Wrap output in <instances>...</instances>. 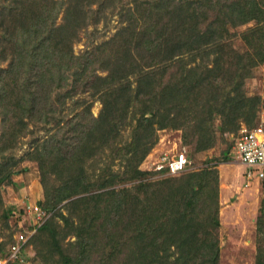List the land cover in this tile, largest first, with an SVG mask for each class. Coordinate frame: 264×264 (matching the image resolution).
<instances>
[{"label":"rangeland","instance_id":"1","mask_svg":"<svg viewBox=\"0 0 264 264\" xmlns=\"http://www.w3.org/2000/svg\"><path fill=\"white\" fill-rule=\"evenodd\" d=\"M3 1L0 0V4ZM104 3L107 7H102L90 15L96 23L88 25L85 30H78V37L72 43L75 54L86 50L93 53L96 49L94 63L92 62L85 69L82 63L75 72L73 70L65 72L67 79L64 81V88L55 89L49 93L50 100H53L55 96L64 98L63 103H58V100L52 107L51 121L44 124L28 122L25 131L20 132L17 139L13 138L5 144L4 141H0V253L5 250L11 240L12 217L9 212L22 210V205L29 201L42 202L44 182L48 187L59 182L56 173L52 171H57L56 168L50 167L51 171L47 173L40 171L39 161L31 159L33 150L39 148L43 139L55 131L58 126L56 122L62 124L68 118L73 120L78 118L83 121L90 116H100L104 110V102L107 100L109 110L107 109L106 117L114 114L117 116L118 133L106 145L103 142V148H98L96 154H91L83 161V166L91 174L92 179H97L100 183L102 181L103 185L93 184L81 193L54 205L52 217L46 224L48 226L40 229L36 236L28 240L26 249L23 250L22 262L15 264H62L64 256L70 257V264H145L143 257L146 261L150 259L148 255L150 251L146 256L139 255V249L143 243L136 247L133 242L134 237L128 231L131 218L126 207L124 206L122 211L119 210V214L112 217L110 224L107 220L117 211V207L113 208L109 214L112 189L129 188L139 181L154 182L174 178L189 171L200 170L206 165H213L216 168L218 178L219 226L216 232H212L219 241L218 264H255L258 251V227L263 231L261 236L264 241V213H262L264 179L254 178L250 183H246L245 173L249 167L237 158L234 142L241 125H256L264 120V56H262L264 30L260 28L262 25L255 20H249L236 26H229L230 47L241 58L228 55L219 62L215 58L217 53H210L206 61H203L201 56H197L187 61L183 73L177 72V62L173 66H168L172 65V60H168L167 67L159 65L158 74L154 77L155 71H153V77L155 86L160 89L173 82L175 78L183 81L188 76L208 84L201 87V91L195 93L196 97H191L190 101L184 100L185 91L181 84L178 88L174 86L175 89L171 91V95L174 99L183 102L180 111L171 103L173 112L170 117L164 121H158V115L156 117L153 115L155 110H163L162 103L167 98H162L157 90H153L154 85L149 89V84L143 83L147 79L146 76L150 74L142 70H149L150 67H144V65L141 67V64L151 60L145 62L141 60V55L144 56L145 53L142 54L143 50L138 47L139 41H134L128 46L131 49L128 56L122 49L119 53L121 58L115 55L109 56L107 51L98 48L100 44L108 40L117 41L114 39L129 35L131 27L127 31L125 29L133 23L130 14L133 7L137 6L135 0H104ZM94 5L96 8L97 3L95 2ZM63 12L58 15L57 23L64 16ZM113 48L120 50L121 46L113 44L111 49ZM162 49L160 51L162 55H159L160 60L163 57L166 58L171 52L168 47ZM186 57L188 54L185 55ZM232 58L233 60H230ZM174 60L177 59L174 58ZM7 62L8 60L4 62L0 60L2 65H6ZM137 63H140L138 68ZM197 63L202 65L197 72L186 73L188 67ZM228 63L231 67H228ZM233 63L236 67L242 68V74L232 76L237 78L242 75V78L240 76L238 79V82L243 84L240 90L235 89L236 85L228 89L230 84L223 81L227 79V76L231 78L233 75L232 71L236 68ZM76 74H81L79 79H76ZM86 74H90L87 79H85ZM109 76L117 80L108 83L111 79ZM9 77L12 78V76ZM33 77L35 80L36 74ZM242 92L245 97L254 98L253 107L252 109L249 106L245 107L246 111L241 113L242 116L233 119L230 117L231 111H234L237 106L239 101L237 97L243 102L240 96ZM66 93V97H63ZM146 96L151 101L149 105L142 104ZM150 108L154 111H149ZM223 109L229 111L224 112ZM1 112L0 109V131ZM151 118L152 122H148ZM184 119L191 123L189 127L193 123H198V126L201 124L202 129L209 131L210 140L209 138L208 140L211 143L208 148L197 150L191 144L184 143L183 126H181ZM236 119V123H233ZM179 120L181 123L178 124ZM69 137L70 139L62 133L60 139L65 140V143H61V148L70 149L68 154L73 152L75 148L72 147L78 140L77 137ZM132 139L135 143L138 142L137 150L143 151L145 148L147 152L139 162V168L142 171L140 176H137L139 178L127 180L130 173L124 165L125 157L114 156V154L115 150L120 151ZM182 146L187 147L189 160L185 171L170 174L167 170L155 169L162 155L173 156ZM57 155L60 156L59 153L54 152L53 159L48 158L50 160L48 161L44 158L42 161L45 164L51 163V166L58 160ZM60 164L67 168L70 163ZM252 169L255 170L254 167ZM112 170L120 173L121 179L116 178L118 180L116 183L105 185L108 182L105 181L108 178L106 173ZM123 170L127 171V174L123 173ZM93 193H105L102 198L100 197L98 210L92 207L94 201L87 203V200L81 199ZM150 202L154 203V206L159 203L157 200ZM201 206L204 210L211 209L213 213V203ZM212 213L209 211L207 216ZM161 217L164 221L170 219L165 213ZM25 218L22 219L25 220ZM140 219L144 222L143 218ZM204 222L208 224V218ZM137 234L139 235L140 232ZM148 241H145L147 250H151L153 245H149ZM139 242L143 241L140 239ZM163 248L165 250L161 248L159 254L168 253V263H170L175 256L174 247L172 245L169 249L166 246Z\"/></svg>","mask_w":264,"mask_h":264},{"label":"trees","instance_id":"2","mask_svg":"<svg viewBox=\"0 0 264 264\" xmlns=\"http://www.w3.org/2000/svg\"><path fill=\"white\" fill-rule=\"evenodd\" d=\"M95 2L97 3L96 8V5L93 6ZM135 4L137 6L133 7L132 14H130L133 23L125 25L127 26L126 31L131 27L129 35L114 39L117 41L110 42L108 40L100 44L98 48L107 51L109 56L117 57L124 49L126 51L124 54L128 56L131 52L128 46L134 41H139L137 45L140 50H143L142 54L145 53L144 56L141 55V60L143 62L151 60L141 64V67L142 65L150 67L149 70H142L148 71L147 74L151 75V77L147 75V79L143 82L149 84V89L152 88V85H156L154 77L158 74L159 65L167 67L168 60H172V65L168 66H173L177 62L176 69L179 73L180 71L185 72L187 61L195 59L197 56H201V59L206 61V57L210 53H217L215 58L219 62H222L221 60L228 55L241 58L230 47L229 26L255 20L262 25L260 28L264 30V0H135ZM102 7H107L104 0H4L1 2L0 54L3 55H0V60L3 62L8 60L6 65L0 63V109L2 110L0 141H4V144L13 138L17 139L20 132L25 131L28 122L44 124L51 121L52 107L58 100V103H63L64 98L55 96L53 100H50L49 93L55 89L64 88V81L67 79L65 72H71V70L75 72L82 66V63H84L83 69H85L93 62L96 49L93 53L86 50L75 54L72 50V43L78 37V30H85L88 25L96 23L90 15ZM61 12L64 16L57 23L58 15ZM111 44H119L120 50L111 49ZM167 47L171 52L166 58L163 57L160 60L161 49ZM187 54L188 57L185 58ZM233 64L236 67V64ZM230 65L228 63V67ZM139 66L140 63H137V68ZM199 66L202 65L197 63L188 67L186 73L197 72ZM153 71H155L154 77ZM232 72L231 78L227 76V79H223V81L230 84L228 89L235 85L236 90L242 89L243 84L238 82L242 75L237 78L232 77L242 74V68L237 66ZM35 74L36 78L33 80ZM80 75L76 74V79H79ZM89 75L86 74L85 79ZM9 76L12 78L10 79ZM109 78L111 79L108 83L117 80L112 79V76ZM180 84L184 87V100L190 101L194 96L196 97L195 93L201 91V87L207 86L208 82L202 83L195 77L188 76L183 81L175 78L173 82L165 85L162 89L153 87L152 89L157 90L162 98H167L162 103L163 110H155L153 115V117L158 115V121H164L170 117L173 112L171 103L176 105L180 111L183 102L180 99V101L174 99L171 95V91L176 86L178 88ZM63 95L66 97L67 93ZM240 96L243 98V102L236 96L239 101L234 111H231L230 117L233 119L242 116L241 113L246 111L245 107L249 106L251 109L253 107L252 100L254 98L245 97L243 92ZM143 102V105L151 104L147 96ZM107 105L106 100L100 116H90L83 121L78 118L77 120L68 118L62 124L56 122L55 124L58 126L55 131L43 139L39 148L33 150L31 159L39 161L40 171L47 173L51 171V168H56L57 171H52L56 173L59 182L51 187H48L44 182V200L40 203L45 210H50L52 213L36 229L30 240L37 235L40 229L48 226L46 224L52 217L54 205L63 199L81 193L82 190L88 189L93 184L103 185L102 181L100 183L99 180L92 179L91 174L83 166V161L91 154H96L103 142L106 145L118 133V118L115 114L106 117L107 109L109 110ZM150 110L153 109L150 108ZM223 110L224 112L229 111ZM237 119L233 123H236ZM148 122H152V118ZM179 123H181L180 120ZM184 123L181 124L184 143L191 144L197 150L210 146L209 131L202 129L201 124L198 126V123H193L191 127H189L191 123L185 119ZM98 131L100 132L98 133ZM62 133H65V137L68 136L69 139V136L78 138L72 147L75 149L70 154H68L70 149L63 150L60 146L61 143H65V140H60ZM137 144L138 142L135 143L132 139L120 151L115 150L114 156L125 157L124 165L130 173L127 180L139 178L137 176L142 173L139 162L147 150L145 148L143 151L137 150ZM54 152L59 153L58 160L51 166V163L45 164L42 160L44 158L53 159ZM49 159L48 161H50ZM60 163L70 164L64 168V165ZM123 173L127 174V171L123 170ZM106 175L108 178L105 181L108 182L105 185L116 183L118 181L116 178L121 179L120 173H117L116 170H112ZM103 194L105 193H93L87 197L83 196L81 199L87 200V203L94 201L92 207L98 210L100 197L102 198ZM111 197L112 204L109 214L113 208L117 207V211L107 219L109 224L112 217L119 214V210L122 211L125 206L131 218L128 231L134 237L133 242L136 247L143 243L139 249V255L146 256L150 251L148 254L150 259L146 261L143 257L145 264H218L219 241L216 235L215 237L212 235V232H216L219 226L218 178L217 170L213 165H206L200 170L189 171L174 178L154 182L139 181L133 186L121 190L114 188ZM155 200L159 202L157 206L150 202ZM212 203L214 204L213 213L211 209L204 210L201 206L203 204L212 205ZM209 211L212 213L209 215L210 217L207 216ZM164 213L170 217L169 220L162 219L161 216ZM262 213H264V202L262 203ZM140 218H143L144 222ZM207 218L208 224L204 222ZM14 229L15 226L11 225V240L0 256L9 251L10 244L14 241ZM262 233L263 231L258 227V251L255 264H264ZM140 239L143 242L140 243ZM145 241H148L149 245H153L151 250H147ZM153 242L154 244H152ZM172 245L175 256L168 263V253L164 255L159 253L161 248L165 250L164 246L169 249ZM70 260L69 256H64L62 264H70Z\"/></svg>","mask_w":264,"mask_h":264},{"label":"built area","instance_id":"3","mask_svg":"<svg viewBox=\"0 0 264 264\" xmlns=\"http://www.w3.org/2000/svg\"><path fill=\"white\" fill-rule=\"evenodd\" d=\"M186 151L187 147L182 146L173 156L162 155L158 159L155 169H166L167 173L170 174L185 171L189 161ZM234 152L237 158L249 167L245 173L247 184L254 178L259 180L264 177V120L251 127L240 126L234 142ZM21 209L18 212L15 210L11 212V225L15 226L13 231L14 241L10 244L7 254L0 256V264L22 262L23 250L26 249L28 240L52 213L50 210H45L40 201L26 202ZM22 218H25V220Z\"/></svg>","mask_w":264,"mask_h":264},{"label":"clouds","instance_id":"4","mask_svg":"<svg viewBox=\"0 0 264 264\" xmlns=\"http://www.w3.org/2000/svg\"><path fill=\"white\" fill-rule=\"evenodd\" d=\"M162 170H164V169H162Z\"/></svg>","mask_w":264,"mask_h":264},{"label":"crops","instance_id":"5","mask_svg":"<svg viewBox=\"0 0 264 264\" xmlns=\"http://www.w3.org/2000/svg\"><path fill=\"white\" fill-rule=\"evenodd\" d=\"M15 179V178H14Z\"/></svg>","mask_w":264,"mask_h":264}]
</instances>
